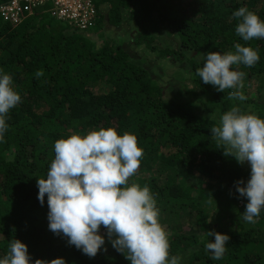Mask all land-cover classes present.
Returning <instances> with one entry per match:
<instances>
[{"label":"trees","instance_id":"trees-1","mask_svg":"<svg viewBox=\"0 0 264 264\" xmlns=\"http://www.w3.org/2000/svg\"><path fill=\"white\" fill-rule=\"evenodd\" d=\"M10 1L0 0V6ZM90 3L93 14L83 28L60 16L51 0L30 11L21 1L17 21L0 14V69L21 96L0 143V258L18 239L33 261L130 264L103 227L106 250L92 258L54 235L46 197L44 206L37 199V179L46 177L55 141L112 127L135 134L143 149L129 185L151 190L170 233V257L181 264H264V210L255 223L245 222L247 200L234 186L247 181L250 166L228 155L211 134L234 106L264 117V39L244 42L232 17L247 7L264 20V0ZM236 43L260 56L252 67L233 66L246 73L244 101L231 99V89L223 93L203 84L196 74L208 52L234 51ZM170 79L186 86L185 94L170 96ZM212 230L230 237L219 260L205 247L214 240L207 235Z\"/></svg>","mask_w":264,"mask_h":264},{"label":"clouds","instance_id":"clouds-1","mask_svg":"<svg viewBox=\"0 0 264 264\" xmlns=\"http://www.w3.org/2000/svg\"><path fill=\"white\" fill-rule=\"evenodd\" d=\"M92 10L90 0H80ZM10 2L1 5L5 6ZM74 12V10H71ZM83 15L82 11L79 12ZM93 14V10H92ZM87 19L86 23L89 21ZM237 21L235 33L244 42L264 39V20L247 7L232 13ZM79 17L76 22L79 23ZM80 24V27H86ZM260 59L257 49L241 43L234 51L208 52L202 67L197 70L203 84H210L218 92L231 89L229 97L246 100L243 94L246 73L233 66H254ZM37 71L36 76H42ZM21 101L10 74L0 69V143L9 129L7 117ZM211 134L238 163L250 166L249 178L234 182L240 198H246L241 218L255 223L264 210V117L238 106L220 115L218 126ZM54 159L45 178L37 179V199L47 203L48 228L67 238V243L92 258L104 249L103 227L112 247L124 255L130 264H181V258L169 256L170 233L160 223V211L151 190L138 184L129 185V178L140 167L143 149L135 134H118L112 127L91 130L84 135L72 134L55 141ZM205 247L211 258L223 257L230 237L214 230L207 232ZM0 264H67L63 257L50 261H33L27 245L14 239Z\"/></svg>","mask_w":264,"mask_h":264},{"label":"built area","instance_id":"built-area-1","mask_svg":"<svg viewBox=\"0 0 264 264\" xmlns=\"http://www.w3.org/2000/svg\"><path fill=\"white\" fill-rule=\"evenodd\" d=\"M24 1L25 5H23V11H30L31 6H34L35 4H41L43 2H46L48 0H12L10 4L5 5L0 7V14L5 18V19H12L13 21H17V19L19 18V13L21 11V7H20V2ZM53 1L54 5H55V9L56 11H58L59 15H65L67 17H73L74 19H77L79 17V23L80 24H85L87 21V18L85 17V14H80L76 11L72 12V8L71 6L67 5V2H65L64 0H51ZM80 1V0H79ZM81 3V1H80ZM78 6V5H77ZM76 6H74L75 8ZM54 12V11H52ZM76 21V20H75Z\"/></svg>","mask_w":264,"mask_h":264},{"label":"rangeland","instance_id":"rangeland-1","mask_svg":"<svg viewBox=\"0 0 264 264\" xmlns=\"http://www.w3.org/2000/svg\"><path fill=\"white\" fill-rule=\"evenodd\" d=\"M64 1L67 2V0H64ZM67 5L71 6V8L74 10L75 13H76V11L78 13L82 11L83 14H84V11L86 10V7H88V5L85 6V4H83L82 2L80 3L79 0H68ZM74 6H76V7L74 8ZM86 13H87V15L85 17L88 19L90 17V15H92V10H90ZM166 71L171 75V72H170L171 70L166 69ZM169 81H170V84H169L170 86L167 87V90H168L170 96L176 97L178 95V91H180V90L182 91L181 94H185L184 92L187 88L186 86L183 87L182 84L176 85V82L173 79H170ZM167 90H166V92H167ZM108 248L110 249V247H108Z\"/></svg>","mask_w":264,"mask_h":264}]
</instances>
